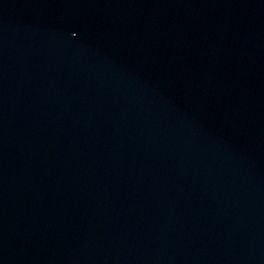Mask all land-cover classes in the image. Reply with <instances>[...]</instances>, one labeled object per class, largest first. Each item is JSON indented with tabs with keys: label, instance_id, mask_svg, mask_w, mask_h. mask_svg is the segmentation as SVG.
Masks as SVG:
<instances>
[{
	"label": "water",
	"instance_id": "95a60500",
	"mask_svg": "<svg viewBox=\"0 0 264 264\" xmlns=\"http://www.w3.org/2000/svg\"><path fill=\"white\" fill-rule=\"evenodd\" d=\"M0 264H264V0H0Z\"/></svg>",
	"mask_w": 264,
	"mask_h": 264
}]
</instances>
